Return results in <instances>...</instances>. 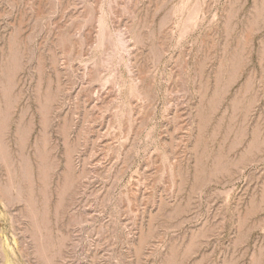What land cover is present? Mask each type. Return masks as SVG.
<instances>
[{
  "label": "rangeland",
  "instance_id": "rangeland-1",
  "mask_svg": "<svg viewBox=\"0 0 264 264\" xmlns=\"http://www.w3.org/2000/svg\"><path fill=\"white\" fill-rule=\"evenodd\" d=\"M0 264H264V0H0Z\"/></svg>",
  "mask_w": 264,
  "mask_h": 264
}]
</instances>
